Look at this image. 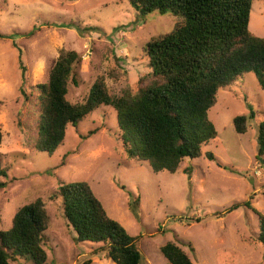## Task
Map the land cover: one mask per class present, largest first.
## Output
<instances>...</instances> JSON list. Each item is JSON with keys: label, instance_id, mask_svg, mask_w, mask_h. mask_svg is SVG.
I'll return each instance as SVG.
<instances>
[{"label": "rangeland", "instance_id": "obj_1", "mask_svg": "<svg viewBox=\"0 0 264 264\" xmlns=\"http://www.w3.org/2000/svg\"><path fill=\"white\" fill-rule=\"evenodd\" d=\"M176 21L169 13L140 16L128 0H0V166L6 170L0 176L6 182L0 188V230L10 228L22 205L45 201V264H115L94 252L98 244L76 241L54 196L60 181L89 184L107 215L136 237L141 264H169L159 250L166 241L181 247L193 264H264V248L255 239L257 216L242 204L249 201L264 214V157H255L264 91L253 73L217 90L206 114L216 138L173 173H154L145 161L127 155L115 110L106 105L78 122L77 131L69 124L52 154L31 146L36 86L47 81L61 49L81 56L69 101H81L97 76L111 94L126 85L135 90L149 71L145 44ZM248 28L264 37V0H252ZM237 115L247 117L244 133L233 128ZM209 151L215 160L206 157ZM234 203L240 206L228 211ZM11 264L33 262L21 257Z\"/></svg>", "mask_w": 264, "mask_h": 264}, {"label": "trees", "instance_id": "obj_2", "mask_svg": "<svg viewBox=\"0 0 264 264\" xmlns=\"http://www.w3.org/2000/svg\"><path fill=\"white\" fill-rule=\"evenodd\" d=\"M128 1L140 16L157 12L177 17L169 32L151 37L145 44L149 71L138 78L135 90L126 85L118 94H111L103 76H97L86 96L71 102L66 95L69 83L77 84L81 56L75 50L61 49L49 68L47 81L36 86V134L31 146L52 154L62 143L69 124L77 131L78 122L106 105L115 110L127 155L145 161L154 173H173L184 158L199 157L203 146L216 138L217 131L206 114L219 88H227L244 74L253 73L264 91V37L252 34L248 28L252 0ZM232 124L237 133H244L247 117L237 115ZM205 155L215 160L212 152ZM255 157H264V118L257 129ZM5 171L0 166V176H5ZM5 186L6 182L0 181V188ZM54 196L60 198L63 217L77 242L98 244L94 252H103L115 264H141L136 237L107 215L86 181H60ZM242 204L256 214L255 239L264 248V214L251 207L249 201ZM239 206L234 203L228 211ZM48 223L42 199L19 207L10 228L0 230V264H11L21 257H29L33 264H45L43 234ZM159 250L169 264H193L172 241H166ZM82 264H90V260Z\"/></svg>", "mask_w": 264, "mask_h": 264}]
</instances>
